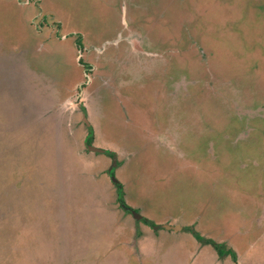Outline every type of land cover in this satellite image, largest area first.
I'll use <instances>...</instances> for the list:
<instances>
[{"label":"rangeland","instance_id":"rangeland-1","mask_svg":"<svg viewBox=\"0 0 264 264\" xmlns=\"http://www.w3.org/2000/svg\"><path fill=\"white\" fill-rule=\"evenodd\" d=\"M0 264H264V0H0Z\"/></svg>","mask_w":264,"mask_h":264},{"label":"trees","instance_id":"trees-1","mask_svg":"<svg viewBox=\"0 0 264 264\" xmlns=\"http://www.w3.org/2000/svg\"><path fill=\"white\" fill-rule=\"evenodd\" d=\"M89 132H90V136L87 138L86 142H87V144H92V136H91L92 131H91V129H89ZM109 155L112 157L111 153H109ZM118 196H119V200H120V203H121V207H126V205H125V203L123 202V199H122V190H121V188H119ZM126 208L129 209L128 207H126ZM143 221H144V222H147V220H145V219H143ZM192 231H193V230H192ZM193 233H194V236H195V237H196L201 243H204V244H209V243H211L209 240L204 239L200 234H198V233H196V232H194V231H193ZM214 246H215V249L218 251V254H219L220 256L225 255V254H230V253H231L232 258H233V259H236V255L234 254V252L231 251L230 249L226 250V246H225V245H223V246L221 247V246H218V245H215V244H214Z\"/></svg>","mask_w":264,"mask_h":264},{"label":"water","instance_id":"water-1","mask_svg":"<svg viewBox=\"0 0 264 264\" xmlns=\"http://www.w3.org/2000/svg\"><path fill=\"white\" fill-rule=\"evenodd\" d=\"M85 121H86V119H85ZM87 148H88V150H90L92 152H97V153H103V152H105L104 150H102L100 148H97V147L93 146L92 144H87ZM111 155H112V158L114 159V163H115V160H116V156L117 155H116L115 152H112ZM114 181L116 182V179H114ZM132 212H134L133 214L135 215V218H141V216L138 215L137 213H135V211H132ZM165 228L166 229H172L174 231H177L178 229H181L180 226H168V225L165 226Z\"/></svg>","mask_w":264,"mask_h":264}]
</instances>
